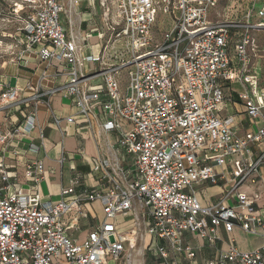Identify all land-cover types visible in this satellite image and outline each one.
<instances>
[{
  "label": "built area",
  "instance_id": "1",
  "mask_svg": "<svg viewBox=\"0 0 264 264\" xmlns=\"http://www.w3.org/2000/svg\"><path fill=\"white\" fill-rule=\"evenodd\" d=\"M24 1L25 50L39 47L42 61L66 64L69 76L49 89L30 86L35 92L30 98L70 97L95 136L117 134L129 160L97 158L94 169L104 187L80 188L81 179L74 178L57 202L11 180L0 161V264H106L127 255L143 228L151 237L145 250L157 264H201L187 235L215 248L226 242L205 264H264V242L242 250L234 238L222 237V231L229 234L238 227L264 240L260 192L242 189L264 171V86L249 67L251 55L260 50L252 32L264 29V0L257 22L251 14L245 22L213 20L210 9L219 0H101L103 24L93 32L103 45L91 54L83 53L79 34L62 25L59 0ZM164 16L169 21L162 25ZM111 44L115 50L108 52ZM47 76L45 70L42 78ZM95 77L101 81L92 82ZM232 81L243 85L235 96L255 123L244 134L233 115L221 113L225 83ZM1 98L15 101L18 92L8 87ZM53 116L60 129L63 120H76ZM34 126L32 114L9 135ZM40 136L45 137L42 130ZM7 138L0 130V144ZM66 160L62 145L59 161ZM25 176L41 182L44 162H28ZM203 185H222L223 191L204 203L198 190ZM95 201L102 205L103 218L84 238L72 237V221L87 217L85 206ZM129 215L134 224L124 230L118 217Z\"/></svg>",
  "mask_w": 264,
  "mask_h": 264
},
{
  "label": "crops",
  "instance_id": "2",
  "mask_svg": "<svg viewBox=\"0 0 264 264\" xmlns=\"http://www.w3.org/2000/svg\"><path fill=\"white\" fill-rule=\"evenodd\" d=\"M59 2L63 6L60 12L61 23L68 33L73 32L79 34L81 41L84 43L83 53L91 54L101 52L103 44L96 33L93 32L94 29L103 24V7L101 1L78 0L77 3H70V0H59ZM69 5L71 7L70 12L75 20L73 29H68V26L62 20V11L64 9L67 11ZM38 49L39 47H33L30 50H24L20 61L5 62L0 66V103H4V106L0 107V130L8 135L6 142L0 144V161L7 166L10 171L11 180L19 182L32 192H38L45 201L57 202L61 199V189L71 186L74 178L81 179V185L83 186H80V188L84 186L95 187L97 189L104 187L101 182V173L94 169L97 158L116 159L120 157V160L124 162L128 161L129 158L128 156L125 157L126 155L122 153L117 143V135L114 132L97 136L99 138L104 136L106 141L98 142L97 150L95 149L94 140L96 139L94 137L96 136L90 130L87 123L81 119L78 108L70 97L62 94H55L52 96H42L37 99L30 98L35 94V92L30 89V86L41 84L43 89H49L57 84L66 82L69 77L67 74L68 66H66V64L55 62V65L48 66V63L42 61L39 57ZM232 50H234V48ZM41 63H46L47 67L39 74H36ZM53 66L57 68V71H63V73L56 74V71L55 74H50L49 70ZM45 70H47L48 76L43 79L42 77ZM85 73H87V71H85ZM100 81L101 77L92 79L94 83ZM237 83L241 87L232 88L231 86L233 94H226L227 104L232 105V113L224 115H233L237 131L240 134H244L247 130L253 129L255 123L244 113V104L238 101L235 96L237 91L243 90V85L239 82ZM8 87L17 90V100L9 102L2 100L1 93ZM230 96H234L235 101H233V97L230 98ZM26 98H29L27 102H21V100ZM48 103L51 104V107L48 106ZM5 108H7V110H4ZM32 114L35 117L36 126L30 131H25L13 136L9 135L15 126L24 122L26 117ZM53 114L62 118L74 116L76 120L74 123H67L66 120H63L60 129L54 123ZM237 116L240 123L237 121ZM95 126H97V121ZM41 130L45 134L43 140L40 136ZM62 145L65 148V155L67 157V160L63 164L59 161ZM54 148L57 149L55 152ZM34 160H42L45 164V177L39 183L28 180L25 176L26 164ZM66 166L68 167V179H66L67 176H65ZM209 187L214 189L212 194H207V189ZM202 190L205 194H201L202 200L206 203L212 199H217L223 191V186L203 185ZM254 192H259V190H255ZM263 194L264 192H260V198ZM257 206L259 212L264 216V205L259 206L257 201ZM85 207L88 216L78 220L74 219L72 222L76 224V228L70 231L72 237L79 240L84 238L88 231L93 229L103 218L102 205L99 201L88 203ZM72 218L73 215L69 214L65 217V220L69 222ZM118 221L121 223L122 229L126 230L134 224V216H119ZM239 234L259 237L261 238V242L256 246L251 243H245L241 237L238 239L237 235ZM222 237L224 239L234 238L238 247L242 250L255 249L264 242L262 236L246 233L238 227L229 234L222 231ZM143 239L140 264H147L148 259L151 260V264H157L155 258L145 250L150 242V235L144 234ZM186 239L197 249V261L201 264H205V261L213 259L218 254V247H226V242H219L217 248L210 247L207 245L206 240L194 235H187ZM131 248L133 247L128 248L127 255H129V250ZM118 261L119 260L109 259L106 264H110V262L118 263Z\"/></svg>",
  "mask_w": 264,
  "mask_h": 264
},
{
  "label": "rangeland",
  "instance_id": "3",
  "mask_svg": "<svg viewBox=\"0 0 264 264\" xmlns=\"http://www.w3.org/2000/svg\"><path fill=\"white\" fill-rule=\"evenodd\" d=\"M113 1L114 0H108L110 4H112ZM262 1L263 0H219L217 5L210 9V17L215 21L238 20L241 22L242 21L245 22L246 20H248V14H251V21L257 22L259 19L257 16V10L262 5ZM70 8L71 7L69 5L67 11L65 9L62 11V20L68 26V29L69 28L73 29L75 20L70 12ZM27 10L28 9L25 6L24 0H0V66H2L5 62L20 61L23 51L27 49V42L23 31V27L25 23V15ZM162 19H163L162 25H164V23L165 24L168 23L169 21L167 20V16H164ZM252 33L257 43L260 46L259 47L260 50L257 55L256 54L251 55V61L249 67L253 72H256L260 76L258 85L261 87L264 86V29L255 30ZM114 50H115V46L111 44L108 48V52H113ZM233 51L234 50H232V55L235 56V51L234 52ZM258 61H260L259 65H258ZM46 67H47L46 63H41L39 65L38 70L36 71V74H39ZM56 71L57 68L53 66L50 68L49 73L55 74ZM121 78L123 79L124 85H126L127 70L123 71ZM225 85L227 86L225 88V92L227 95L233 94L231 90V86L232 88L241 87L236 81L225 83ZM3 106L4 103H0V107ZM4 110H7V108H5ZM221 113L222 114L232 113V105L227 104V101H225L222 104ZM237 121L240 123V120H238V116H237ZM103 137L104 136H102V138H99L97 136L94 137L96 139L94 140V147L96 150L98 147L97 146L98 142L106 141V138ZM56 150L57 149L54 148V152ZM129 163L130 164L132 163L131 160ZM65 172H66L65 176H67L68 174L67 166L65 168ZM66 179H68V176L66 177ZM202 188L203 186H199L198 190L203 195L204 192ZM242 189L246 190L249 193H253L255 190H259V192H264V173L262 175V178L260 179L257 178L256 176H253V178L249 179L243 185ZM213 191L214 189H211L209 187L207 189V194H212ZM258 205L259 206L264 205V194L258 200ZM143 231L145 234V228H143L142 232ZM144 234L141 239L139 238L138 243L129 250L130 256L124 255L119 259L118 263L110 262V264H140V253L142 251ZM237 236L238 239L239 237H241V239L245 243L248 244L251 243L254 246L258 245L261 242V238L259 237H254L251 235L248 236L243 234H239ZM147 264H151V260L148 259Z\"/></svg>",
  "mask_w": 264,
  "mask_h": 264
},
{
  "label": "water",
  "instance_id": "4",
  "mask_svg": "<svg viewBox=\"0 0 264 264\" xmlns=\"http://www.w3.org/2000/svg\"><path fill=\"white\" fill-rule=\"evenodd\" d=\"M111 240L114 241V237L113 236H111Z\"/></svg>",
  "mask_w": 264,
  "mask_h": 264
}]
</instances>
